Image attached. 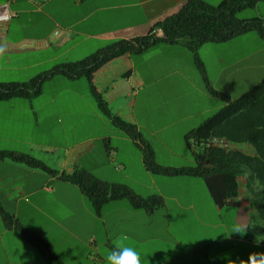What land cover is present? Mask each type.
Wrapping results in <instances>:
<instances>
[{"label": "crops", "instance_id": "obj_1", "mask_svg": "<svg viewBox=\"0 0 264 264\" xmlns=\"http://www.w3.org/2000/svg\"><path fill=\"white\" fill-rule=\"evenodd\" d=\"M185 1L0 0L16 15L0 34V83H29L61 64L85 60L115 41L137 37L147 32L155 19ZM204 1L217 5L223 0ZM254 10L258 13L255 17L264 18V1ZM208 48L206 51L212 49ZM190 54L182 44L159 46L143 55L113 60L94 79L111 110L138 127L157 163L165 167L195 165L193 146L185 136L214 113L216 108L206 102L216 97L206 91L202 81L196 88L202 99L191 103L163 99L157 105L143 101L140 117L136 109L141 94L150 96L158 87H163L160 93L168 92L176 83H188L176 59L188 62ZM258 54L263 55L264 49ZM246 60L232 65L238 74L244 72L240 67ZM228 70L222 69L220 77ZM258 70L264 72V65L259 64ZM84 80L51 79L46 85L60 86L61 91L48 101L40 99L44 91L33 99L0 101V151L27 154L22 146L32 153L37 148H46L53 155L65 151L64 157L57 159V176L0 161V201L9 213L42 235L65 264H106L112 241L120 235L129 237L126 243L140 252L143 264H228L232 259H246L249 252H264V236L251 230L264 225L257 195L243 183L237 197L226 199L213 195L204 178L151 173L142 145L102 115L89 99L90 84ZM45 107L62 108L49 114L43 113ZM53 119L55 125L50 123ZM177 125L183 127L179 136L168 133ZM40 128L65 144L39 143ZM103 128L105 135L99 134ZM172 140H177L176 146L171 145ZM100 141L105 143L103 151L96 147ZM77 169L102 182L127 186L144 198L159 195L165 204L148 213L127 200L111 201L99 217L81 189L61 178ZM236 224L246 227V235L225 238ZM256 240H261L258 245ZM0 264L47 262L18 231L7 229L0 217Z\"/></svg>", "mask_w": 264, "mask_h": 264}, {"label": "trees", "instance_id": "obj_2", "mask_svg": "<svg viewBox=\"0 0 264 264\" xmlns=\"http://www.w3.org/2000/svg\"><path fill=\"white\" fill-rule=\"evenodd\" d=\"M262 1L223 0L212 5L204 0H187L155 19L149 24L148 31L137 37L115 41L85 60L61 64L29 83H0V101L39 97L46 83L57 76L69 81L85 79L90 84L91 94L102 115L115 128L142 145L147 170L159 176L204 178L213 195L226 199L237 197L244 183L252 195H257L256 202L264 218V78L242 96L233 99L231 95L212 86L198 54L205 45L224 44L252 32H256L264 43V18L239 17L245 11L256 9ZM179 44L192 52L206 91L224 103L215 115L186 134L185 140L193 146L195 166L191 168L159 165L153 149L143 140L138 127L115 114L94 83L96 73L113 60L143 55L163 45ZM5 160L24 164L52 176L59 175L58 171L28 154L0 151V161ZM61 178L81 189L99 217L111 201L127 200L135 209L148 213H154L165 204L159 195L141 197L127 186L102 182L83 169L63 174ZM0 217L7 229L18 231L28 244L39 251L47 264H65L42 235L21 224L4 208L1 201ZM251 230L264 236V225L253 226Z\"/></svg>", "mask_w": 264, "mask_h": 264}, {"label": "rangeland", "instance_id": "obj_3", "mask_svg": "<svg viewBox=\"0 0 264 264\" xmlns=\"http://www.w3.org/2000/svg\"><path fill=\"white\" fill-rule=\"evenodd\" d=\"M216 1L217 0H215L214 2ZM257 14L258 13L256 10H248L240 14L239 17L241 19L254 18ZM208 47H211L212 49L206 51L207 49H209ZM261 48L264 49V43L261 41V39L259 38L256 32H252L243 35L241 37L235 38L234 40L230 41L228 44H224V46H220L216 44H213L212 46H206V48L200 49L198 54L200 60L204 64L206 73L208 75V78L212 86L215 85L219 87L220 92L227 93L231 95L233 99H236L242 96L250 88L255 86V84H257V82H260L261 78L264 77V72L258 70L259 64L264 65V54L263 55L258 54L259 51H261ZM189 57L190 59L188 58V62H186L187 59L185 58H182L181 60L176 59V64H181L182 75L184 76V78L187 80L188 83H186L185 81L181 83H176L173 86L174 90L168 92L164 91L160 93L159 90L162 89L163 87H158L153 91V94L150 96L144 97V94H141V96L139 97L138 107L136 109L137 116L140 117L141 106L143 104V101H145L148 105L150 104L157 105L163 99L185 101V102L188 101L190 103L202 99L201 96H199V93L196 92L197 91L196 88L199 87V83L201 84L202 81H203V86L205 87L203 76L201 75V73L199 72L198 68L195 65L194 56L190 54ZM243 58H248V60H246V63H244V65L240 67L244 69L243 70L244 72L243 73L240 72L238 74L236 72L237 67H233L232 65L233 64L237 65V63ZM222 69H227L229 72L228 71L225 72L224 76L220 77L221 76L220 72L222 71ZM231 73H233L232 77L230 79H227V75L229 76ZM57 77H62V76H57ZM43 91H44L43 96H41L40 99H42L41 101H48L53 98V95L60 93L61 87L60 86L52 87L46 85ZM167 93H169V95ZM64 95H68V93H65ZM88 97L91 101L95 103V105H97L93 96L90 93L88 94ZM62 98L63 96H61V99ZM206 104L207 106L209 104L210 106L208 107L210 108L211 107L216 108L214 113H212V115L206 117L209 119L222 108L224 103L219 98H211L207 100ZM61 108L62 107H56L55 109L56 111H54V109L51 107H45L43 109V113L50 114V112H59ZM50 123L51 125L52 123L53 125H55L56 120L53 119ZM184 126L189 127L191 126V124H185ZM42 129L43 128H40V134H37V138H40L38 139L39 143L47 142L49 144L58 145V146H61V144H65V141L61 139L48 137L46 135V131L42 132L41 131ZM57 130L60 131L59 129ZM182 130H183L182 125L179 126L177 125V127L168 130V133L174 136L175 135L179 136ZM58 131H56V133ZM96 132H98V130H96ZM88 133L89 131L87 130V134ZM30 134L29 136H31ZM99 134L102 135L106 134L104 128L102 129V131H100ZM170 142L171 145L173 144V146L177 145V140H172ZM96 145L98 149L101 148V151H103L102 149L105 148V143L103 141L96 142ZM20 148H22L21 150L24 151L26 150L28 152L27 154L30 155L31 157L39 161L45 162V164L48 167L53 168V170H57L59 168L56 167L57 159L59 156L62 155L64 157V153H65V151H58L59 155H57L58 153L56 155H53L52 152L48 151L46 148L34 149L32 153L31 151L32 149H30L27 146H22ZM115 165L117 164L115 163Z\"/></svg>", "mask_w": 264, "mask_h": 264}, {"label": "clouds", "instance_id": "obj_4", "mask_svg": "<svg viewBox=\"0 0 264 264\" xmlns=\"http://www.w3.org/2000/svg\"><path fill=\"white\" fill-rule=\"evenodd\" d=\"M247 229L243 224L233 226L231 233L225 238H230L231 234H239L241 237L246 235ZM129 240L127 235H120L113 241L112 249L105 257L106 264H143L140 252L126 243ZM261 240H256L257 245ZM228 264H264V252H249L246 259L230 260Z\"/></svg>", "mask_w": 264, "mask_h": 264}, {"label": "built area", "instance_id": "obj_5", "mask_svg": "<svg viewBox=\"0 0 264 264\" xmlns=\"http://www.w3.org/2000/svg\"><path fill=\"white\" fill-rule=\"evenodd\" d=\"M15 16V13L11 10L8 3L0 4V24L2 26L0 34L2 33L1 31L4 32L7 30V26Z\"/></svg>", "mask_w": 264, "mask_h": 264}]
</instances>
